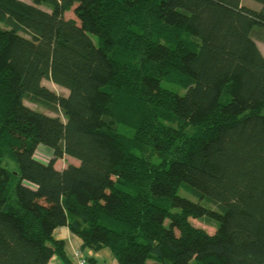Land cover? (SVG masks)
<instances>
[{
	"label": "trees",
	"instance_id": "16d2710c",
	"mask_svg": "<svg viewBox=\"0 0 264 264\" xmlns=\"http://www.w3.org/2000/svg\"><path fill=\"white\" fill-rule=\"evenodd\" d=\"M244 1L0 0V264H72L62 227L118 264H264V0Z\"/></svg>",
	"mask_w": 264,
	"mask_h": 264
},
{
	"label": "rangeland",
	"instance_id": "374dc122",
	"mask_svg": "<svg viewBox=\"0 0 264 264\" xmlns=\"http://www.w3.org/2000/svg\"><path fill=\"white\" fill-rule=\"evenodd\" d=\"M24 1H29V0H24ZM243 4H244V6L246 5V6H249V7H254L255 6V3H253L250 0H245ZM64 18L73 19V20L76 21V17H75V14H74V8H72L70 11L66 12L64 14ZM258 46H259L260 50L262 51V53L264 55V43L258 42ZM44 83H45V85H48L51 89H53L54 91H56L59 94H66L67 93L65 90L56 87L55 85H53L50 82L44 81ZM16 105H17V101L14 102V106H12V108L10 109V113L12 115L15 114V109L13 107H15ZM17 137L19 138V140L21 142L24 141V138H22L21 136H17ZM35 158L37 160L41 161V162L47 163L51 159V151L49 150V148L47 149L44 146H41L36 151ZM70 162H72V163L75 162L76 164L78 163V161L76 159H74V158L63 157L62 159L56 161L55 167L56 168H61V167L66 166L67 163H70ZM9 164L11 165V161L9 162ZM0 179L1 180H6L7 179V175H6V171L5 170H3L0 173ZM182 191L183 190H181L179 194L184 196ZM192 221H193L194 225H196L198 227H201V228H204L210 234L214 233V231L216 229V224L214 222H212V221L211 222L198 221V220H192ZM106 249L109 250L108 248H106Z\"/></svg>",
	"mask_w": 264,
	"mask_h": 264
},
{
	"label": "crops",
	"instance_id": "0c3cea01",
	"mask_svg": "<svg viewBox=\"0 0 264 264\" xmlns=\"http://www.w3.org/2000/svg\"><path fill=\"white\" fill-rule=\"evenodd\" d=\"M55 236L58 240H62L65 244L68 257L72 264L73 254L76 252L81 253V257L86 260L87 264H118L112 252L107 249H101L98 252L91 250L82 251V240L73 234L68 228L62 227L55 231ZM50 264H64L57 257H52Z\"/></svg>",
	"mask_w": 264,
	"mask_h": 264
},
{
	"label": "built area",
	"instance_id": "2783aa9c",
	"mask_svg": "<svg viewBox=\"0 0 264 264\" xmlns=\"http://www.w3.org/2000/svg\"><path fill=\"white\" fill-rule=\"evenodd\" d=\"M74 260L77 264H85L86 261L81 257V254L79 252H76L73 254Z\"/></svg>",
	"mask_w": 264,
	"mask_h": 264
}]
</instances>
